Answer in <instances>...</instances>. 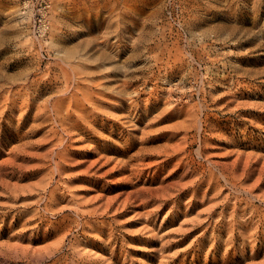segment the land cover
I'll return each instance as SVG.
<instances>
[{"label":"rangeland","instance_id":"rangeland-1","mask_svg":"<svg viewBox=\"0 0 264 264\" xmlns=\"http://www.w3.org/2000/svg\"><path fill=\"white\" fill-rule=\"evenodd\" d=\"M32 1L0 0V264H264V0H50L42 37Z\"/></svg>","mask_w":264,"mask_h":264},{"label":"built area","instance_id":"built-area-1","mask_svg":"<svg viewBox=\"0 0 264 264\" xmlns=\"http://www.w3.org/2000/svg\"><path fill=\"white\" fill-rule=\"evenodd\" d=\"M50 9V0H33L30 6L31 10V28L36 37H42L49 28L48 13Z\"/></svg>","mask_w":264,"mask_h":264},{"label":"bare ground","instance_id":"bare-ground-1","mask_svg":"<svg viewBox=\"0 0 264 264\" xmlns=\"http://www.w3.org/2000/svg\"><path fill=\"white\" fill-rule=\"evenodd\" d=\"M50 105V104H49ZM58 120V119H57ZM59 121V120H58ZM55 153V152H54Z\"/></svg>","mask_w":264,"mask_h":264}]
</instances>
